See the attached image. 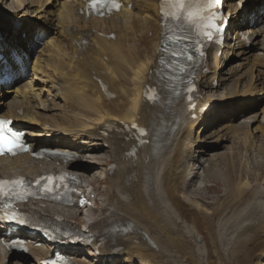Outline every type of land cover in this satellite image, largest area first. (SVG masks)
Returning a JSON list of instances; mask_svg holds the SVG:
<instances>
[{
  "label": "bare ground",
  "instance_id": "obj_1",
  "mask_svg": "<svg viewBox=\"0 0 264 264\" xmlns=\"http://www.w3.org/2000/svg\"><path fill=\"white\" fill-rule=\"evenodd\" d=\"M121 1V13L102 20L78 15L82 0H0V32L8 30L7 19L17 24L11 37L1 36L0 47L7 54V66L16 73L13 84L27 78L8 97L0 90L2 116L14 119L32 144L81 157L67 165L59 160L35 161L28 155L2 158L0 175L34 178L67 171L78 177L73 206L39 201L26 205L45 219H59L79 232L109 233L111 244L103 249L96 247L93 236L86 247L64 251L73 264H255L259 258L264 264L261 2L225 1L223 7L231 18L221 59L237 53L238 64L223 72L216 51L196 73H185L183 79L198 81L197 107L209 106L196 120H190L193 112L183 101L184 87H171L166 77L158 76L162 55L159 0ZM25 31V41L17 38ZM47 34L39 54L33 57L30 49ZM110 35L115 38L109 39ZM82 41L84 46H80ZM9 50L16 51L24 65L17 64ZM32 58L27 74L24 70ZM3 67L0 65V71ZM240 67L242 74L235 75ZM246 69L252 72L248 79ZM229 79L245 81L246 86L230 91L235 81ZM225 85L221 96H209ZM150 87L158 89V100L143 102L142 95ZM260 101L259 114L247 117L251 128L241 135L233 133L237 127L230 124L232 119ZM222 117L227 119L221 128L224 131L212 143L207 142L212 139L208 127ZM131 126L145 128L144 144L127 140L123 130ZM231 139L242 145L243 157L251 153L262 161L254 160L251 168L246 167L245 158L236 157L237 152L229 148L230 156L215 155L218 162L213 154L204 160L203 175L199 174L194 163ZM236 160L246 167L241 173L233 165ZM109 166L115 170L109 172ZM228 166L234 174L240 173L233 182ZM197 178L201 183L220 180L221 200L211 204L201 197L206 185L194 187V196L187 194ZM206 203L212 206L208 208ZM4 233L0 225V241ZM41 243L36 239L27 256L18 255L10 263L9 254L0 246V264H39L54 251L48 244L36 246Z\"/></svg>",
  "mask_w": 264,
  "mask_h": 264
},
{
  "label": "rangeland",
  "instance_id": "obj_2",
  "mask_svg": "<svg viewBox=\"0 0 264 264\" xmlns=\"http://www.w3.org/2000/svg\"><path fill=\"white\" fill-rule=\"evenodd\" d=\"M5 6H8V2L5 4ZM4 22V21H3ZM6 22H7V20H6ZM25 34H27V33H25ZM44 43V42H43ZM43 46V44L40 46V48ZM255 52H257V50L255 51ZM237 54V53H236ZM235 54V55H236ZM235 55H230V56H228V57H226V58H224V59H221V57H222V55H221V57H220V62H219V66H221V70L224 72V71H227L230 67L231 68H235L236 67V65L238 64V58L235 56ZM240 62V61H239ZM214 68V67H213ZM31 69H32V67L30 68V71L28 72L29 74L31 73ZM242 69L243 68H239V71H237V72H235V75H240V74H242ZM233 71V70H232ZM245 73L247 74L246 75V79H248L249 78V75H251L252 74V72L250 71L249 72V69H246V71H245ZM226 77V76H225ZM27 79V78H26ZM26 79L25 80H23L22 81V83L21 84H23L25 81H26ZM245 79V80H246ZM230 80V79H229ZM237 79H231L230 81H235L234 83H233V86L231 87V83H230V81L227 83V86L229 87H231V88H229L230 89V91H232V90H234L235 92H237L238 90H240L242 87H244V86H246V83H245V81H243V82H237L236 81ZM20 84V85H21ZM235 84H236V86H235ZM245 84V85H244ZM244 85V86H243ZM19 85H15V86H13L12 88H10V89H8L7 91H5V95L8 97V96H10V94H9V91L10 90H14V89H16L17 87H18ZM242 86V87H241ZM216 87V83L214 84V88ZM225 87H226V85L224 86V87H221L220 89H214V92L215 93H209V96L212 98V97H214V98H217V97H219V96H221L220 94H223L224 92H225ZM234 87H237V88H234ZM240 87V88H239ZM222 92V93H221ZM207 95H208V93H206ZM213 95V96H212ZM262 106H263V101H260V103H258L257 104V106L254 108V109H252V110H249V111H245V112H243V113H241V114H239L238 116H236V117H234L233 119H232V122L230 123L231 125H233V126H235V127H237V130L235 131V132H233V133H235L236 135H241L242 133H244V132H247V130L248 129H250L251 128V126H252V123H249V121H251V119H248L247 117H249V115H250V117H253V116H255V115H257V113L258 112H260L261 111V108H262ZM229 114V113H228ZM254 114V115H253ZM259 114V113H258ZM246 116V117H245ZM241 117H244V118H241ZM223 119H220V120H218V121H216L214 124H212V125H210L209 127H208V129H207V131L206 132H208L207 134H210V135H208L210 138H212V139H209V140H207V142H213V141H215L216 139H217V137H219L220 135H219V133H220V131H224L223 129H221L226 123H227V119L225 118L224 119V117H222ZM259 118V120H261V117H258ZM247 119V120H246ZM244 121V122H243ZM230 124H228L227 126H231ZM246 124H249L248 125V128H247V125ZM258 125V124H257ZM220 126V127H219ZM213 129H214V131H213ZM211 130V131H210ZM215 133V134H214ZM212 134V135H211ZM218 134V135H217ZM254 136H257V134L256 135H254ZM211 142V143H212ZM215 144H217L216 142H215ZM220 144V147H219V149H216L214 152H212V151H210V152H207V156H205V158L204 159H201V160H198L196 163H194L195 165V167H197L198 168V173L199 174H201V175H203V173H202V168H201V163L204 161V160H208L209 159V157H210V155H212L213 156V159H215L216 160V162H218L217 160V158L219 157V156H215V155H218V154H220V155H222V156H226V157H228V156H230V155H228L227 154V152H228V150H229V148H230V150H231V152H233L234 154H236V152H237V155H236V157H238V156H240V159H242V158H245V159H242L243 161L242 162H244V164L246 165L247 164V166L246 167H252L253 166V161L254 160H258L259 162H261L262 160H260L259 158L257 159H254V157L252 156V154L251 153H248V155L247 156H245V157H243L242 156V153L244 152L243 151V147H242V145L240 144L239 145V142H238V140L237 139H231V140H227V141H224V142H221V143H219ZM217 151V152H216ZM241 151V152H240ZM211 153V154H210ZM227 154V155H226ZM211 156V157H212ZM214 157H216V158H214ZM253 157V158H252ZM237 162H238V160H236L234 163H233V165L237 168V170L241 173V172H243V170L246 168V167H243L242 166V164L241 163H239V164H237ZM224 163V162H223ZM207 165V163H204V166H206ZM201 168V169H200ZM227 169H231V172L233 173V174H231L229 171L227 172L228 173V175L229 176H231L230 177V179H231V181L233 182L235 179H236V177L240 174V173H238V174H234V169L232 168V166H228L227 167ZM237 171V172H238ZM240 176H238V178H239ZM202 182V180L200 181L199 180V178H197V179H195V181H194V183L191 185V186H189L188 188H187V194H189V195H192V196H194L195 194H194V187H196V188H198V187H204L205 185V189H204V194H201V197H204V199L205 200H207V202L208 203H211L212 204V202L215 204V203H217V202H219L221 199H220V197L223 195V187H221V183H220V180H217V181H214V182H204V183H201ZM97 187L99 188V187H101V184H97ZM206 190V191H205ZM208 190V191H207ZM200 194V193H199ZM200 196V195H199ZM199 196H196V197H199ZM211 204H205L206 205V207H208V208H210L212 205ZM260 258L255 262V264H260ZM10 263V262H9Z\"/></svg>",
  "mask_w": 264,
  "mask_h": 264
},
{
  "label": "snow or ice",
  "instance_id": "obj_3",
  "mask_svg": "<svg viewBox=\"0 0 264 264\" xmlns=\"http://www.w3.org/2000/svg\"><path fill=\"white\" fill-rule=\"evenodd\" d=\"M103 0H89V3L93 5V7L97 3H102ZM220 0H204L203 6L201 8V12H207V15L203 16V22L209 29H215L219 30L218 26L212 23V20L214 18V13L212 11H209V9H212L215 7V5L219 4ZM113 7H116L118 10V5L113 3ZM163 16V13H162ZM162 23H166L165 20L162 19ZM204 35L211 39L212 37V31H207L204 33ZM186 39V38H185ZM174 59H180V58H186L188 60L193 59V55L191 52L185 57L184 53H173ZM9 122L0 120V154H3L4 152L15 154L16 151L23 150L24 145L20 141V134L16 133L14 131H10L8 128L5 127ZM52 178H46V180H49ZM3 181H0V184H3ZM9 183H17L16 181H12ZM22 183V182H21Z\"/></svg>",
  "mask_w": 264,
  "mask_h": 264
}]
</instances>
